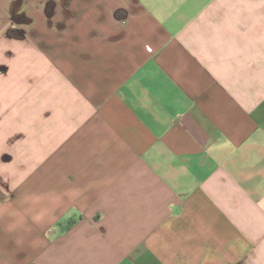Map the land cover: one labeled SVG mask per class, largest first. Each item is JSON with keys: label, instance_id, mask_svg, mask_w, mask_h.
<instances>
[{"label": "crops", "instance_id": "0c3cea01", "mask_svg": "<svg viewBox=\"0 0 264 264\" xmlns=\"http://www.w3.org/2000/svg\"><path fill=\"white\" fill-rule=\"evenodd\" d=\"M0 264H264V0H0Z\"/></svg>", "mask_w": 264, "mask_h": 264}]
</instances>
